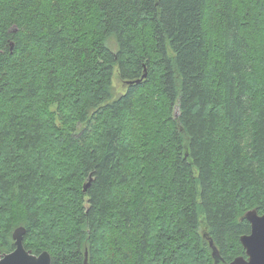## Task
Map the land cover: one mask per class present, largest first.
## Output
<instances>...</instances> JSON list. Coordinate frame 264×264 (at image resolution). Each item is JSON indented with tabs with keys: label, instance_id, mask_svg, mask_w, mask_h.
<instances>
[{
	"label": "trees",
	"instance_id": "trees-1",
	"mask_svg": "<svg viewBox=\"0 0 264 264\" xmlns=\"http://www.w3.org/2000/svg\"><path fill=\"white\" fill-rule=\"evenodd\" d=\"M250 209L264 0H0V253L229 263Z\"/></svg>",
	"mask_w": 264,
	"mask_h": 264
},
{
	"label": "water",
	"instance_id": "water-1",
	"mask_svg": "<svg viewBox=\"0 0 264 264\" xmlns=\"http://www.w3.org/2000/svg\"><path fill=\"white\" fill-rule=\"evenodd\" d=\"M144 77L145 74L142 75V78ZM131 82L128 81V83ZM87 185H84L83 190L86 189ZM242 218H245L250 223V232L240 237L245 257L238 256L229 263H225L219 258L215 247L210 242L211 255L214 259L213 264H264V213L259 214L256 209H250ZM24 233L25 228L22 226L14 229L12 239L15 248L11 252L0 253V264H51V257L47 251L33 254L30 250L24 248ZM83 264H89L87 252H85Z\"/></svg>",
	"mask_w": 264,
	"mask_h": 264
},
{
	"label": "rangeland",
	"instance_id": "rangeland-1",
	"mask_svg": "<svg viewBox=\"0 0 264 264\" xmlns=\"http://www.w3.org/2000/svg\"><path fill=\"white\" fill-rule=\"evenodd\" d=\"M108 45L110 46V48H111L112 50H115V49H116V47H115V43H114V40H113V39H109V44H108ZM114 87H115V89H116V91H117L118 94L122 93V92L125 90V89H124V86H123L122 84H120V83L118 82V80H116V78H115V80H114ZM200 220H202L201 217H200ZM204 229H205L204 224L201 223L200 230H201V231H204Z\"/></svg>",
	"mask_w": 264,
	"mask_h": 264
}]
</instances>
